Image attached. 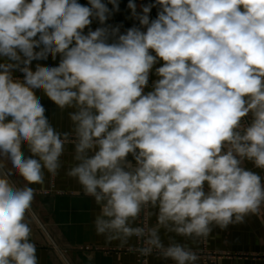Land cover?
<instances>
[{
    "label": "clouds",
    "instance_id": "clouds-1",
    "mask_svg": "<svg viewBox=\"0 0 264 264\" xmlns=\"http://www.w3.org/2000/svg\"><path fill=\"white\" fill-rule=\"evenodd\" d=\"M127 9L136 23L121 31L108 23L120 0H0V264H39L30 185L58 172L69 142L38 91L70 109L66 174L98 206L106 243L196 264L169 234L207 238L264 208V177L244 167L264 170V0H128ZM49 57L59 62L33 67Z\"/></svg>",
    "mask_w": 264,
    "mask_h": 264
},
{
    "label": "crops",
    "instance_id": "crops-1",
    "mask_svg": "<svg viewBox=\"0 0 264 264\" xmlns=\"http://www.w3.org/2000/svg\"><path fill=\"white\" fill-rule=\"evenodd\" d=\"M80 2L86 4L87 0ZM149 2L151 0H136L138 5ZM127 3L128 0H120V11L108 21L112 25L121 24V31L136 23L130 18ZM156 11L155 8L152 10L151 18H155ZM98 26V22L93 21L91 27L95 29ZM58 62L59 57L56 61L49 57L47 61H34L33 67L36 63L55 65ZM152 78L155 79L154 76ZM37 95L42 99L52 126L61 133H69V142L61 157L62 167L56 174L45 170L43 184L30 185L36 192L26 222L31 228V240L36 244L39 264H137L140 254L135 247H118V241L108 244L104 237L96 234L93 221L99 208L93 198L83 194L77 181L66 174L75 164L73 126L68 118L70 109H59L40 91ZM24 151L26 156L30 155L26 146ZM4 164L6 170H11L10 162L4 160ZM244 167L264 177V170L254 168L250 161H245ZM9 179L18 187L25 186V181L18 174L13 173ZM144 216L148 226L155 225V215L145 213ZM160 235L167 245L168 236L163 230ZM169 235L197 253L199 259L196 264H208L211 256H214V264H264V208L258 214L246 217L243 223L231 224L226 229L213 226L207 238ZM129 243L135 246L136 238L133 237ZM146 264L174 262L161 258L154 251L146 256Z\"/></svg>",
    "mask_w": 264,
    "mask_h": 264
},
{
    "label": "built area",
    "instance_id": "built-area-1",
    "mask_svg": "<svg viewBox=\"0 0 264 264\" xmlns=\"http://www.w3.org/2000/svg\"><path fill=\"white\" fill-rule=\"evenodd\" d=\"M143 223L146 224V218L145 216H143ZM212 259H210V261H208V264H214V261H213V258L214 256H211ZM137 264H146V257H141L139 256V259H138V263Z\"/></svg>",
    "mask_w": 264,
    "mask_h": 264
}]
</instances>
